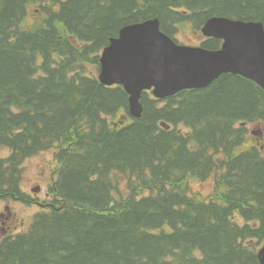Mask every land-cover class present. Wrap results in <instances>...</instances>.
<instances>
[{
    "label": "trees",
    "instance_id": "16d2710c",
    "mask_svg": "<svg viewBox=\"0 0 264 264\" xmlns=\"http://www.w3.org/2000/svg\"><path fill=\"white\" fill-rule=\"evenodd\" d=\"M212 16L264 23V0H0V201L30 202L25 159L52 149L57 162L50 201L1 240L0 264H260L264 153L247 135L264 90L226 73L144 92L133 117L125 89L98 79L123 26L159 18L173 36ZM210 177L207 196L192 190Z\"/></svg>",
    "mask_w": 264,
    "mask_h": 264
},
{
    "label": "water",
    "instance_id": "95a60500",
    "mask_svg": "<svg viewBox=\"0 0 264 264\" xmlns=\"http://www.w3.org/2000/svg\"><path fill=\"white\" fill-rule=\"evenodd\" d=\"M208 37L223 39L220 49L175 42L160 28L159 19L123 27L101 56L99 79L122 85L130 95L132 115L141 116L142 92L163 98L182 89L208 86L221 74L232 72L264 88V24L211 17L202 27ZM264 264V245L258 252Z\"/></svg>",
    "mask_w": 264,
    "mask_h": 264
},
{
    "label": "rangeland",
    "instance_id": "374dc122",
    "mask_svg": "<svg viewBox=\"0 0 264 264\" xmlns=\"http://www.w3.org/2000/svg\"><path fill=\"white\" fill-rule=\"evenodd\" d=\"M35 6H31L28 15L24 20L25 26H34L40 21V16L35 13ZM189 24V23H188ZM176 36L179 41L186 44H199L204 40V36L198 30H195L191 24L187 26H180ZM184 130L185 127H182ZM262 129L263 135L261 137L255 134L256 131ZM249 144H256L258 147L262 146L264 153V122H253L248 127L247 135ZM4 156L8 154L7 150H0ZM57 167L54 151L52 149L44 150L36 153L24 161L22 189L30 197L33 198L31 202H22L16 200H5L0 202V242L7 234H14L25 231L32 223L34 216L41 210V206L34 203L36 199L49 202L51 199L50 186L54 173ZM213 177L206 181L191 180L193 191H199L203 195H208L213 190ZM6 225H3V221ZM6 233H3V229ZM10 227V228H9Z\"/></svg>",
    "mask_w": 264,
    "mask_h": 264
},
{
    "label": "flooded vegetation",
    "instance_id": "af4514ba",
    "mask_svg": "<svg viewBox=\"0 0 264 264\" xmlns=\"http://www.w3.org/2000/svg\"><path fill=\"white\" fill-rule=\"evenodd\" d=\"M5 224V223H4ZM4 230H5V228H4Z\"/></svg>",
    "mask_w": 264,
    "mask_h": 264
},
{
    "label": "bare ground",
    "instance_id": "6f19581e",
    "mask_svg": "<svg viewBox=\"0 0 264 264\" xmlns=\"http://www.w3.org/2000/svg\"><path fill=\"white\" fill-rule=\"evenodd\" d=\"M178 264V263H177Z\"/></svg>",
    "mask_w": 264,
    "mask_h": 264
}]
</instances>
